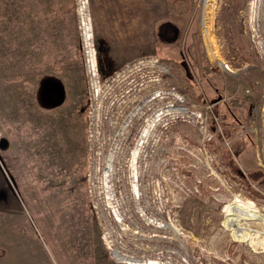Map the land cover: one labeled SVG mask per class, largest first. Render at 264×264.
<instances>
[{
	"label": "rangeland",
	"instance_id": "rangeland-1",
	"mask_svg": "<svg viewBox=\"0 0 264 264\" xmlns=\"http://www.w3.org/2000/svg\"><path fill=\"white\" fill-rule=\"evenodd\" d=\"M208 1L0 0V264H264L223 211L264 214V0ZM108 7L132 58L103 78ZM240 224L264 244V217Z\"/></svg>",
	"mask_w": 264,
	"mask_h": 264
},
{
	"label": "bare ground",
	"instance_id": "bare-ground-1",
	"mask_svg": "<svg viewBox=\"0 0 264 264\" xmlns=\"http://www.w3.org/2000/svg\"><path fill=\"white\" fill-rule=\"evenodd\" d=\"M211 2H212V0H209L208 1V5H210ZM84 4L85 3H83L81 5V11H83L84 8H85ZM81 26L83 27V30H84L83 33H84L85 38H86L85 40H90L91 37H92V34L90 32L91 28L89 27L87 20L82 18ZM92 54H93V52H92ZM219 62L223 65L224 68H226V65H224L221 60H219ZM91 70H92L93 73L95 72V64H94L93 57H92V68H91ZM159 95H161V94H159ZM183 108H181V107L180 108L179 107H171L169 109V111L170 112H180V114L181 113L187 114L188 113L187 109H185V108L183 109ZM148 134H149V126H148V124H146L144 126V128H143L142 133H141V138L139 139L138 145L144 144V142L146 140L145 138L148 136ZM137 154H138V150L137 149H135L134 151L131 152L132 159L130 161V166H131L132 169L134 168V163H135ZM111 161H112V157L110 156V157H108V162L106 163V173L111 172ZM134 178L136 179V175H134V173H133L132 184L134 182ZM108 179H110V178H108ZM106 181H108V180H106ZM132 191L136 195L138 194V189H137L135 184L132 185ZM110 192H112V191H110ZM236 209L241 211L240 215L236 214ZM117 210L113 209V213H114L115 219H117V221H119L120 220V216L118 215ZM223 211L225 213V220L228 223V228L231 231L232 235L234 236V238H233L234 240L242 241V240L248 239L247 241L249 243H247V244H250L252 247H254V249L256 248L255 246L261 245L260 247L264 251V244H260V242L258 243V241H255V238H256L255 235L257 234V232H256V234L251 233L249 229H247L246 227L242 226V224H240L242 220H252V219H258L260 217H264V214L261 212V210L256 205H254L253 203H251L249 201H244L243 199L241 200V198L240 199L239 198H236V199L234 198V201L232 203L230 202V203H228L227 205L224 206ZM148 220H147V222H149ZM232 222H236V223H234V225H232V227H231V223ZM154 224L156 226H160L161 227V225H158L156 222ZM251 239L253 241H251ZM257 240H258V238H257ZM112 254H113V257H114V259L116 261L123 262L125 264H159L157 261H154V260L141 261V260L133 259V258L127 257V256H125L123 254H120L116 250H113Z\"/></svg>",
	"mask_w": 264,
	"mask_h": 264
},
{
	"label": "crops",
	"instance_id": "crops-1",
	"mask_svg": "<svg viewBox=\"0 0 264 264\" xmlns=\"http://www.w3.org/2000/svg\"><path fill=\"white\" fill-rule=\"evenodd\" d=\"M110 10L104 9L103 13H100L99 28L100 35L96 37L97 49H98V66L100 67L101 73H111L113 70H117L118 63L126 64L131 61L132 56V26L128 29L121 30L117 35L116 29L111 25V12L106 13ZM120 36V37H118ZM107 75L103 78L112 77Z\"/></svg>",
	"mask_w": 264,
	"mask_h": 264
},
{
	"label": "trees",
	"instance_id": "trees-1",
	"mask_svg": "<svg viewBox=\"0 0 264 264\" xmlns=\"http://www.w3.org/2000/svg\"><path fill=\"white\" fill-rule=\"evenodd\" d=\"M42 91L45 101L54 103L59 100L62 89L56 81H52V79H50L47 82H44Z\"/></svg>",
	"mask_w": 264,
	"mask_h": 264
},
{
	"label": "built area",
	"instance_id": "built-area-1",
	"mask_svg": "<svg viewBox=\"0 0 264 264\" xmlns=\"http://www.w3.org/2000/svg\"><path fill=\"white\" fill-rule=\"evenodd\" d=\"M86 39V38H85ZM90 40H85V61L87 63V69L89 72L92 73L93 76H96V72H97V67H96V50L95 48L92 46V43H89ZM93 52V54H92ZM92 57L93 60L95 62V72L93 73L91 68H92ZM95 85V84H94Z\"/></svg>",
	"mask_w": 264,
	"mask_h": 264
},
{
	"label": "flooded vegetation",
	"instance_id": "flooded-vegetation-1",
	"mask_svg": "<svg viewBox=\"0 0 264 264\" xmlns=\"http://www.w3.org/2000/svg\"><path fill=\"white\" fill-rule=\"evenodd\" d=\"M97 57H98V56H97ZM97 60H98V59H97ZM99 68H100V67H99ZM117 70H118V69H117ZM117 70H116V71H115V70H113V71H111V73H101V74L103 75V77H105L106 75H107V77H108V76H111V75H113V76H114V75H116L117 73H119V72H120V71H119V72H117ZM99 72H100V70H99ZM113 76H112V77H113ZM110 78H111V77H110Z\"/></svg>",
	"mask_w": 264,
	"mask_h": 264
},
{
	"label": "water",
	"instance_id": "water-1",
	"mask_svg": "<svg viewBox=\"0 0 264 264\" xmlns=\"http://www.w3.org/2000/svg\"><path fill=\"white\" fill-rule=\"evenodd\" d=\"M8 146V143L5 140L0 141V148L1 149H6Z\"/></svg>",
	"mask_w": 264,
	"mask_h": 264
}]
</instances>
